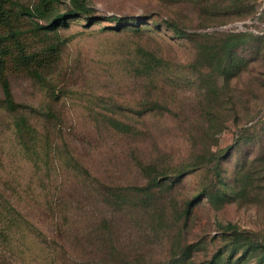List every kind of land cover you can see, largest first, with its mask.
<instances>
[{"label": "rangeland", "instance_id": "rangeland-1", "mask_svg": "<svg viewBox=\"0 0 264 264\" xmlns=\"http://www.w3.org/2000/svg\"><path fill=\"white\" fill-rule=\"evenodd\" d=\"M16 1L41 13L0 3V220L7 204L29 224L0 231V264H264V0H88L92 22L56 30L70 0ZM238 33L252 46L230 60Z\"/></svg>", "mask_w": 264, "mask_h": 264}, {"label": "trees", "instance_id": "trees-1", "mask_svg": "<svg viewBox=\"0 0 264 264\" xmlns=\"http://www.w3.org/2000/svg\"><path fill=\"white\" fill-rule=\"evenodd\" d=\"M2 0H0L1 3ZM71 1V7L70 9L65 12V13H60L57 15L56 19L53 21H50V23L46 26L40 27L41 29L44 30H56L57 28L61 26H69L70 25V20L77 18V17H82L85 16L87 17L90 22L94 18V11L95 9L89 4L88 0H70ZM228 3L227 9L228 10H233V14L236 13H244L247 12L248 14L253 10V5L251 6L249 3V0H226ZM247 2L249 5H247ZM8 3L10 6H18L19 10L28 15H33V14H39L41 13V8L36 7L35 9H25V7L20 3V1L16 0H8ZM111 19L117 20L119 24H121L122 18L118 16L111 17ZM137 28L140 27V23H133L131 24ZM173 26V24H172ZM15 34L11 35H0V47L7 41L9 40L10 37H14ZM242 36H246L245 34H230L228 35V38L225 40V42L222 43L220 47V51L225 50L226 51V58L232 60V56L234 53V50L238 47H240L243 44L248 43V41L243 40ZM252 38L254 37L252 34H250ZM254 41V39H252ZM248 46L251 47L252 43H248ZM164 62L163 59L156 57L153 54H150V59L148 62V67L145 71H151L153 68L158 67ZM220 68L224 71V74H228L232 70V65H220ZM144 71V72H145ZM139 72H143L140 70ZM1 102V101H0ZM2 106L9 111L10 113H18L20 112L25 105L18 104L15 100L12 87L9 81L4 80L3 82V99H2ZM32 112H38L37 109L32 108ZM44 115H47V113H41ZM112 125L115 126L118 130L124 131V132H130L132 130V127L128 124L122 123L120 121L112 120L111 121ZM14 132L15 136L18 140L19 145L21 146L22 150L27 154V155H32L35 152H37V148L39 145L40 140L39 138V133L37 129L31 124L29 121L28 117L26 115H19L14 121ZM144 169L148 170L150 167H144ZM184 171H178V181L182 179ZM176 179V180H177ZM139 190L144 191L146 188L141 187ZM201 197V195L199 196ZM198 197V198H199ZM11 207L7 208V204L4 205V218L3 220L1 219L0 222L2 221V227L0 228V231H2L3 237H5L7 240H10V236L12 235L14 231V227H19L26 224H29L28 220L24 218L18 211L12 210L9 211ZM3 229V230H1ZM219 256L216 255L211 259L208 264H219Z\"/></svg>", "mask_w": 264, "mask_h": 264}]
</instances>
